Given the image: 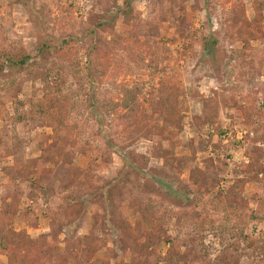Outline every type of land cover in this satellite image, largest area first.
I'll use <instances>...</instances> for the list:
<instances>
[{
	"label": "rangeland",
	"instance_id": "obj_1",
	"mask_svg": "<svg viewBox=\"0 0 264 264\" xmlns=\"http://www.w3.org/2000/svg\"><path fill=\"white\" fill-rule=\"evenodd\" d=\"M124 1L0 0V49L31 51L40 32L88 40ZM133 5L140 19L97 26L99 51L80 49L82 86L55 56L0 70V228L39 250L69 245L68 264H264V0ZM142 57L164 71L152 78ZM144 80L133 127L100 106ZM125 158L151 176L130 171L107 217L89 197ZM9 250L0 264L19 263Z\"/></svg>",
	"mask_w": 264,
	"mask_h": 264
},
{
	"label": "trees",
	"instance_id": "obj_2",
	"mask_svg": "<svg viewBox=\"0 0 264 264\" xmlns=\"http://www.w3.org/2000/svg\"><path fill=\"white\" fill-rule=\"evenodd\" d=\"M175 1V0H170ZM121 16L124 23L130 25L133 21L140 19V13L135 10L133 5V0H125L123 5L119 7L117 12L114 14H105L102 16L101 20L94 25H91L85 31L84 36L88 40L83 38V41H80L78 36L70 33L66 36L57 37L54 35H46L43 32H40L38 35V41L35 49L28 51L22 47H12L7 49V47H2L0 49V70L3 71L7 68L16 69V68H27L30 65L36 63L38 60H48L51 56L58 58H63L68 61L71 71L76 78L77 82L82 86L84 84V70L79 59V51L81 48L86 47L88 54L93 55L100 49L99 41L97 40L98 30L97 26L107 27L114 25L116 23L117 17ZM82 43V45H81ZM216 44V41L213 42ZM140 64L144 69L149 71L152 78L156 74L164 71L163 67H160L159 61L156 59H150L146 61L143 57L140 59ZM147 81L125 83L121 85V99L115 101L114 99H104L100 102V106L108 114H117V116L127 123L129 127H133L138 124V114L141 110L140 98L144 95L143 89L145 88ZM99 102V101H98ZM169 104L162 103V106L159 108L160 112H163L164 109L168 108ZM67 118V112L64 109H60L57 114V120L60 124L65 125ZM134 170L143 176L146 175L144 171L137 165H133L128 162V158H125L124 166L116 174V176L100 191L95 192L89 197V200H94L97 194H100V198L97 199L98 202L102 205L104 213L107 217L111 216L113 213V203H114V193L116 190L123 187L129 180L130 171ZM197 169L192 172V179L194 182H199V177L196 174ZM171 189V188H170ZM171 192L169 194L168 192ZM163 193L169 196H180L174 190H164ZM173 194V195H172ZM86 203V200H84ZM74 203V201H73ZM78 207L76 209L75 217L71 218V223L64 224L66 232L68 234L70 230L75 229L76 227L72 225L74 222L80 219L84 214L86 204L82 200H77ZM80 204V205H79ZM6 233V228L2 226L0 228V250L1 249H10L8 254L10 257L18 260L17 264H68L69 256L71 253V248L69 245L64 249L56 248L54 251L50 248L39 250L36 249L34 244L27 246L25 242L20 241L13 234ZM23 253H27L25 256ZM74 264H91L89 260L76 259Z\"/></svg>",
	"mask_w": 264,
	"mask_h": 264
}]
</instances>
